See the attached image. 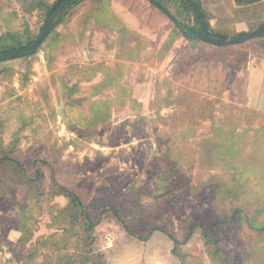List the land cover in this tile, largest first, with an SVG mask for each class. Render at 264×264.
Returning <instances> with one entry per match:
<instances>
[{
    "label": "rangeland",
    "instance_id": "obj_1",
    "mask_svg": "<svg viewBox=\"0 0 264 264\" xmlns=\"http://www.w3.org/2000/svg\"><path fill=\"white\" fill-rule=\"evenodd\" d=\"M56 1L0 0V48L36 42ZM260 1L200 0L228 38L259 30ZM261 38L217 47L150 0H87L0 62V264H264V102L244 70Z\"/></svg>",
    "mask_w": 264,
    "mask_h": 264
},
{
    "label": "trees",
    "instance_id": "obj_2",
    "mask_svg": "<svg viewBox=\"0 0 264 264\" xmlns=\"http://www.w3.org/2000/svg\"><path fill=\"white\" fill-rule=\"evenodd\" d=\"M86 0H57L52 6H44L41 5L45 8L46 12V20L54 17L56 15V18L53 22L51 32L48 36V38L52 35L54 30L58 28L60 25L64 24L67 19L69 18L71 12L77 8L79 5H81L83 2ZM157 4H159L163 10L159 9L156 5L152 4L155 9H158L161 13L165 14L170 20L175 24L176 28H178L180 34L186 39V40H195L198 42H203L198 38V34H208L211 35L215 38L219 39H228V36L219 34L215 32L212 28L211 25L207 19V13L204 10L202 3L200 0H155ZM256 0H248L247 4H254ZM240 3V2H239ZM40 6V7H41ZM175 11H173V10ZM175 12V13H174ZM186 13H190L193 16V19L195 21V27L197 33H193L191 27L186 25L183 21V16ZM257 29V28H256ZM258 29H263L264 30V24L261 25ZM244 34H240L237 37L243 36ZM264 37V36H263ZM261 38V37H260ZM205 43V42H203ZM34 44V42L29 43L26 46H19V47H14L10 45H5L3 49L0 48V55H4L7 53H12L15 51H21L20 58H27V57H33L35 56L39 49L37 48H31V46ZM27 51V53H25ZM8 59H3L2 61H7ZM11 163L14 162L12 160H9ZM17 162V161H16ZM4 174H1L0 176H3ZM44 176L40 174L39 172L36 175L35 182H43ZM53 183L58 187V193L64 194V196L69 200L71 209L73 210H78L81 214L86 216V222H87V228L90 230H93L96 227V222L93 221V219L86 215L85 211V205L73 191L66 189L59 185L57 181L53 178ZM107 211H104L101 213V216L106 214ZM115 216L117 219L120 221V223L124 226V228L128 231V227L125 225V223L122 221V217L117 211L114 212ZM235 217H232V220H234ZM100 221V220H99ZM98 221V223H99ZM4 226V225H3ZM159 229H153L151 233L148 235L146 239L143 240H148L151 238L153 233ZM160 232L166 233L163 230H159ZM169 238L173 241L174 245L176 248H182L183 246L187 245L188 242L191 240L194 231H190L185 238V241L182 243L178 241L173 235H170L169 233H166ZM205 238L207 241H209V237L207 236V233L205 232ZM210 242V241H209ZM211 243V242H210ZM218 241L214 243L215 246H217ZM220 250L219 247H217V251Z\"/></svg>",
    "mask_w": 264,
    "mask_h": 264
},
{
    "label": "crops",
    "instance_id": "obj_3",
    "mask_svg": "<svg viewBox=\"0 0 264 264\" xmlns=\"http://www.w3.org/2000/svg\"><path fill=\"white\" fill-rule=\"evenodd\" d=\"M260 3H262V0L259 2V4ZM257 17L258 19H264V10L260 11ZM263 24L264 22L262 23V25ZM210 25L211 28L213 29L212 23H210ZM235 25H236V30L234 31L235 35L250 33L249 27L251 24L250 23L248 24V20L245 21L243 19V21H239V22L237 21ZM5 36L7 37L8 35ZM244 48L250 51L248 52V58H247L249 65L244 69L245 74H247L246 82L248 84V97L250 98L253 97L254 99L257 98L259 101L264 102V37L255 41V43L249 45V47H244ZM0 62H4V61H0ZM0 96H3L2 92H0ZM3 104L4 103H1L0 106H3Z\"/></svg>",
    "mask_w": 264,
    "mask_h": 264
},
{
    "label": "water",
    "instance_id": "obj_4",
    "mask_svg": "<svg viewBox=\"0 0 264 264\" xmlns=\"http://www.w3.org/2000/svg\"><path fill=\"white\" fill-rule=\"evenodd\" d=\"M150 1H151V3L156 5L159 9L163 10V8L159 4H157L155 2V0H150ZM55 18H56V15L47 20L41 35L38 37L37 41L34 42V44L31 46V48L32 47L37 48V49L41 48V46L45 43V41L47 40V38L51 32L52 25H53ZM191 29H192L193 33H195V34L197 33L195 26L191 27ZM263 36H264V30L263 29L255 30V31L250 32V33H246L240 37L228 38V39H219V38H215L211 35L203 34V33L198 34V38L201 41L208 43L210 45H213V46H217V47H226V46H232V45H236V44H243V43H246L250 40L260 38ZM86 49H87V47H86ZM25 53H27V51ZM20 55H21V51H15L12 53L0 55V61H2L3 59L15 60V59L20 58Z\"/></svg>",
    "mask_w": 264,
    "mask_h": 264
}]
</instances>
